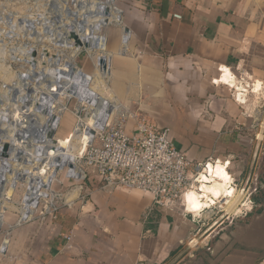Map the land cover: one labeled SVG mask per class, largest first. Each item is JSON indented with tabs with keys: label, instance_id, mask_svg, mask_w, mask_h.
<instances>
[{
	"label": "crops",
	"instance_id": "crops-1",
	"mask_svg": "<svg viewBox=\"0 0 264 264\" xmlns=\"http://www.w3.org/2000/svg\"><path fill=\"white\" fill-rule=\"evenodd\" d=\"M115 4L123 23L101 34L116 115H128L129 130L141 119L170 127L193 164L221 162L253 192L234 211L219 214L218 203L199 214L183 201L157 205L141 190L89 184L80 191L66 180L61 190L82 196L71 207L10 230L16 215L4 216L0 264H257L264 253V0ZM225 67L234 86L221 82Z\"/></svg>",
	"mask_w": 264,
	"mask_h": 264
},
{
	"label": "built area",
	"instance_id": "built-area-1",
	"mask_svg": "<svg viewBox=\"0 0 264 264\" xmlns=\"http://www.w3.org/2000/svg\"><path fill=\"white\" fill-rule=\"evenodd\" d=\"M121 12L123 13L122 9ZM24 20L25 18H1V23L9 26L4 36L13 39L24 33L29 38L32 36L36 38L34 28H26L25 32L19 31L18 28ZM122 23L123 17L119 24ZM44 29L46 33L50 31L48 23ZM46 33L41 32V36ZM123 33V39L129 38V33L124 29ZM77 35L81 38L79 34ZM62 37L64 38V34ZM72 39L76 43L75 39ZM24 56L37 58L36 47L34 50L25 49ZM27 87L29 85L24 87L19 81L0 86V175L3 177V180H0L1 231L4 216L9 212L15 213L16 222L7 230L36 219L45 220L47 217L55 216L63 208L71 207L75 200L82 196L78 195L71 199L70 194L73 191L68 193L61 190L66 180L73 182L75 189L80 191L89 184L105 190L117 188L141 190L152 194L155 204L167 207L183 201L189 189L197 188L201 172L205 171L209 162L193 164L186 153L176 145L170 127L150 124L141 119L129 130L128 115L124 113L116 115L112 102L111 114L103 125L89 129L86 127L85 118L91 116L97 108L100 110L101 104L94 100L91 102L94 108L84 102V97L83 101L77 100L73 107L67 101H60L62 108L55 114L59 118V127L66 112L76 117L67 142L85 129L88 132V139L83 152L75 153L73 164L59 163L58 158L48 157L49 150L45 144L48 140L39 139L37 128L44 129L52 114L48 111L43 114V110L39 109L22 114V103L31 102L34 95L31 88ZM26 94L31 95L27 97ZM37 116H41L39 121L42 122H38ZM5 145L9 146L7 150ZM58 149L55 147V150ZM58 168L61 169L59 173L52 178V182H48L50 172ZM7 173L13 175L10 181L5 179ZM63 173L64 178L61 177ZM260 179L259 173L256 174L254 190L257 189ZM231 183L239 189L237 179H232ZM10 185L15 189L12 196L8 194ZM250 189L248 187L244 193L246 199L253 192ZM11 203L16 207L13 210L8 207ZM244 203L245 201L241 205ZM68 239L70 240V237ZM194 241L195 238H192L189 245H193ZM257 264H264V253L258 258Z\"/></svg>",
	"mask_w": 264,
	"mask_h": 264
},
{
	"label": "bare ground",
	"instance_id": "bare-ground-1",
	"mask_svg": "<svg viewBox=\"0 0 264 264\" xmlns=\"http://www.w3.org/2000/svg\"><path fill=\"white\" fill-rule=\"evenodd\" d=\"M69 1L70 0H60V7L58 5H54L55 1L53 4H45L49 6L52 5L51 7L53 8V13L56 14V18L48 20V17H43L42 15H40L38 18H25V20L18 28L20 32H25V30L27 31L26 28L29 27L34 28V30H36L37 40H50V36L53 35V37L56 39V43L62 42V44H65V42L69 41L70 43H73V48L61 47L69 48L73 52L71 56L72 58H70L71 60H68L66 63H64V68L62 70H59L58 68L54 69L55 64H53V66L49 65V67L42 68V63L48 59V52L45 54L43 53L44 50L41 52L39 58H33L31 56H27L28 58H24V55H22V58L17 59L23 62L26 61L27 63L31 64V68H29L25 72H21L18 76V78L21 79V83L24 85V87L31 84L29 83V80L32 81L33 84L35 83L33 87L36 90L39 88V84H41L43 81L49 80L50 82V85L48 83L44 84V89H46V92L41 93L43 95L36 91L32 97L31 102H28L26 104L22 103L21 110L23 111V114L24 112H34L39 109L44 110L45 112L48 111V113H51L55 116L58 109L62 108L59 103L60 99L62 98L64 99V101L71 103L74 101V99L83 101L84 97V102H86L88 105H91L92 107H94V105L91 102H94V100H96L98 104H101V106L99 107L102 108H100V110L97 108L98 110H94L91 116L85 118L87 124L86 127H89V129H96L99 126L103 125L108 115L110 116L112 106L111 102H113L114 99L112 98V100L111 98L105 96V90L108 86V79H110L111 75V58L108 56L105 50L107 46L102 45L104 49L100 48V45L96 40L95 33L101 31L107 24L113 22L114 20L120 22L123 13L116 6L115 0H73L74 5H76L75 10H71L69 8L66 9V5H69ZM105 7L108 8V12L104 10ZM55 8H58L59 10L56 11L57 9L54 10ZM70 16L75 17L73 22H69L66 27L62 28V31L54 32L52 34L51 27L53 25H56L57 21L63 22L64 20L61 18L69 19ZM13 18L16 19L17 17ZM47 23L49 27L51 25L50 31L47 33L44 32L47 35L46 37L41 36V30L45 28ZM65 29L67 30L65 31ZM71 30H74L77 34H79L81 39H83V42L87 45H77L69 36ZM63 34L64 38L62 37ZM65 34L67 35L66 37ZM123 41L126 44L128 42V37L127 39H123ZM34 48L35 47H32L31 50H34ZM21 49L23 48L21 47ZM81 49H85L88 53L91 52L93 54H96V56L94 55L96 60L93 62L94 68L91 75L79 68L80 66L75 62V57L79 54ZM101 59H105V65H102L100 63ZM32 60L34 61L32 62ZM51 60H53V58H51ZM55 60L56 63H58L61 60V56L57 55ZM4 70H6V68ZM224 71L225 72L221 78V82L234 86L237 80L236 76L229 68L225 67ZM6 74L7 75L5 76V78L8 80L16 77V74L8 73L7 70ZM45 74H47V77L43 78L44 76H46ZM261 87V83H257L253 91L255 93H258ZM52 88L54 92H52L51 94ZM27 89L30 88L27 87ZM40 89L43 90L42 87H40ZM30 90L32 91V89ZM27 91L28 93L30 92L29 90ZM50 94L52 96H50ZM29 95L26 94L27 97ZM43 96L51 97L48 103V107L47 103L44 107L42 106L43 102L41 101V99ZM57 96L59 97V100L57 99ZM22 98L25 99L24 96ZM42 113L45 114L44 112ZM105 113H107V115ZM40 117L41 116H38L39 119ZM39 119L38 122H41L39 121ZM87 139V129L81 132L79 131V133L75 134L72 140H69V142L65 140L66 143L64 144L62 143L63 139H60L56 136V142L45 143L46 149L49 150L47 152L48 157H52L53 159L58 158L57 160H59V163L73 164L75 160L74 157L76 155L75 153L83 152L85 144L87 143ZM68 143L70 144L68 145ZM55 147H58L59 149L55 150ZM60 170L61 169L58 168L55 171L50 172V176L47 177V181L52 182V178H54ZM225 170L226 167L221 162H218L217 164L209 162L205 171L201 172L197 188H191L185 193L184 203L188 206L189 210L196 211V213L199 214L206 213L213 207V205H218V203L229 212L237 209L238 205L241 203L242 194L238 188H235V186L232 185V180L226 175ZM12 178L13 175L11 173H7L5 175V179L9 181ZM0 180H3L2 175H0ZM14 192V186L10 185V187L8 188V194L12 196ZM76 196L77 193H74L71 196V199L76 198ZM221 197H226V201L221 202ZM13 205V203L8 205V207L11 208L10 210L16 208ZM1 219L2 218H0V220Z\"/></svg>",
	"mask_w": 264,
	"mask_h": 264
},
{
	"label": "rangeland",
	"instance_id": "rangeland-1",
	"mask_svg": "<svg viewBox=\"0 0 264 264\" xmlns=\"http://www.w3.org/2000/svg\"><path fill=\"white\" fill-rule=\"evenodd\" d=\"M54 1H55L54 5H58L60 7V0H0V46L2 47V50H0V86L3 85L4 83L13 84V83L18 82V81L21 82V79L18 78L20 73L25 72L29 68H31V64L27 63L26 61L23 62V61L17 60V59L22 58L21 56L24 55L25 49H27V48L30 49L32 47H36L37 58L40 57V54L43 50H44L43 53H45V54L48 52L47 53L48 59L42 63V68L43 67H49V65L53 66V64H55L56 68L54 67V69L58 68L59 70H62L64 68V66H63L64 63H66L68 60H71L70 58H72L71 56H72L73 52L70 49L61 48V47L73 48V43H70V41L65 42V44H62V42L56 43V39L53 37V35L50 36V40L45 39L43 41H41V39L37 40L34 36L29 38V36L24 34V33H21L19 37L13 38V39L9 38L7 35L4 36L5 32L8 31V29H9V26L2 24L1 18H7V17H17V18L35 17V18H38L40 15H42L43 17H48L49 19L52 20L53 18H56V14L53 13V8L51 7L52 5L49 6V5H45V4H49V3L53 4ZM66 6H67L66 9H68V8L71 10L76 9V5H74L73 0H70L69 5H66ZM54 10L58 11L59 9L55 8ZM61 19H63L64 21L63 22L57 21L56 25H53L52 27L50 25V27L52 29V34L54 32L62 31V28L66 27V25L69 24V22H73L75 17L70 16L69 19L68 18H61ZM113 28H114V24L109 25L106 28V32L110 33L109 30L113 29ZM66 30L67 29H65V31ZM102 30L95 33V37H96V40L98 41V43L100 45V48L104 49L103 46H107V39H106L105 35L101 34ZM41 31L45 32L46 30L43 28ZM43 36L46 37L47 35L43 34ZM51 37H52V39H51ZM59 45H61V46H59ZM21 47L23 49H21ZM74 52H75V50H74ZM14 55H17V56L13 57ZM57 55L61 56V60L58 63H56V60H55ZM94 55L96 56V54H93L91 52L88 53L86 50H82L75 57V62L80 66L79 68H81L82 70L87 72L89 75H91L92 70L94 68L93 62L96 60ZM24 58H26V57L24 56ZM51 58H53V60H51ZM5 68H6L8 73L16 74V77L11 78L9 80L6 79L5 76L7 74H6V70H4ZM45 75L46 76H44L43 78L47 77V74H45ZM241 82L244 83V85L246 86V83L243 82V80ZM29 83H31L29 85V88L32 89L31 93H33V94L36 91L40 94L42 92H46V89H44V86H45L44 84L48 83L50 85L49 80L48 81L45 80L41 84H39V88L36 90L33 87L35 85V83L33 84V82L30 80H29ZM107 85L108 86H107V89L105 90V96L110 98V96H109V79H108ZM40 87H42L43 90L40 89ZM52 92H54L53 88L51 90V94H52ZM51 94H50V96H52ZM248 95L252 96V98L255 99L254 94L253 95L248 94ZM50 96H45V97L43 96L42 97L41 101L44 104V105L42 104L43 107L46 105V103H47V107H48L49 100L51 99ZM58 96H57V99L59 100ZM54 98H55V96H54ZM75 100L76 99H74V101L70 103L71 107H73L75 105V103L77 101V100L76 101ZM60 101H64V99L62 98V99H60ZM72 116L73 115H71V114H67L65 116V118L62 120L61 125L59 127V130L57 132L58 137H63V138L68 139L69 133L72 130L73 125L76 121L75 115L73 116V118H72ZM36 118L39 119L38 116ZM62 143L63 144L66 143L65 140H63ZM61 177L64 178V173L61 175ZM229 178L232 180V177H229ZM65 186L66 185H64L63 188H65ZM241 186H243V185H240L239 187H241ZM194 188H196V187H194ZM183 202H184V200H183ZM243 202L244 201L241 200V204ZM241 204L239 206H242ZM13 206H15V205H13ZM9 209H11V208H9ZM13 209H15V208H13ZM216 210L219 211V214L224 212L223 207L216 208ZM218 217L219 216H216L213 219H209L210 224L213 223L214 221H217L219 219Z\"/></svg>",
	"mask_w": 264,
	"mask_h": 264
},
{
	"label": "water",
	"instance_id": "water-1",
	"mask_svg": "<svg viewBox=\"0 0 264 264\" xmlns=\"http://www.w3.org/2000/svg\"><path fill=\"white\" fill-rule=\"evenodd\" d=\"M104 10L106 12H108L107 7H105ZM124 30L126 33L130 32L129 28L126 26H124ZM70 37L75 39L77 45H85L86 44L83 42V39L78 37L77 33L74 30L70 31ZM100 63L102 65H105L106 64L105 59H101ZM43 112L47 113V111L45 112L44 110H43ZM58 129H59V118L57 116L51 115V118L49 119L48 123L45 125L44 129L41 130V129L37 128V135H38L39 139L48 140L49 143H54V142H56V135H57ZM8 147H9L8 145H5V150H7ZM4 155L6 156L7 153L5 152ZM260 180H262V177ZM247 183H248V181H246V183L243 186L239 187V190L241 191L242 196H244V193L247 189L246 188ZM200 214H202V213H200ZM0 232H1V230H0ZM4 249H5V247L3 248V250Z\"/></svg>",
	"mask_w": 264,
	"mask_h": 264
},
{
	"label": "trees",
	"instance_id": "trees-1",
	"mask_svg": "<svg viewBox=\"0 0 264 264\" xmlns=\"http://www.w3.org/2000/svg\"><path fill=\"white\" fill-rule=\"evenodd\" d=\"M261 176V174H259ZM262 177V176H261Z\"/></svg>",
	"mask_w": 264,
	"mask_h": 264
}]
</instances>
